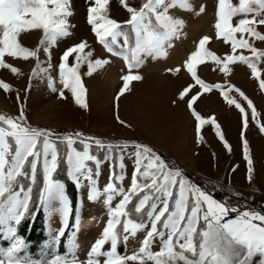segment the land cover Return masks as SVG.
Masks as SVG:
<instances>
[{"label":"snow or ice","instance_id":"obj_1","mask_svg":"<svg viewBox=\"0 0 264 264\" xmlns=\"http://www.w3.org/2000/svg\"><path fill=\"white\" fill-rule=\"evenodd\" d=\"M119 2L130 14L123 24L110 18V0H90L86 18L96 41L111 56L122 59L129 69V74L122 76L124 83L119 95H123L131 81L142 79L140 75L131 74L132 69H138L146 58H166L167 49L173 46V39L178 38L183 29L184 21L170 15V10L179 7L182 11L192 12L194 9L190 0H145L139 9L129 6L126 0ZM204 11L205 6L201 5L195 14L200 15ZM73 15L71 0H0V68L19 75V69L6 63L5 57L25 61L35 58V76L41 70L39 52L43 50L50 56L52 46L72 35L73 25L69 18ZM237 16L241 18L234 26L233 18ZM215 17V35L231 45L232 54L223 58L215 55L206 47L211 37H202L196 51L183 64L199 88L189 97L195 87L189 84L180 91L179 99L186 103L198 122V137L201 125L208 123L223 141L215 119L202 118L194 108L201 93L210 92L213 88L220 90L227 103L235 105L244 116L245 128L247 114L241 104L229 96V92L234 90L232 86L224 90L219 84L209 85L200 79L196 68L211 61L220 72L228 75L232 70L230 65L240 63L260 80L258 63L264 60V51L254 47L245 34L264 42V33L257 30L258 26H264V0H238V4L231 0H217ZM31 30L42 32L35 50L22 46L19 41L21 33ZM87 47V42L81 41L67 48L58 65L62 85L60 97L64 98V89H67L75 103L85 109L86 89L79 71L81 64L87 63L86 74L91 75L109 63L107 59L92 60V52L85 51ZM237 49H245L251 56L236 54ZM73 54L75 63H70L69 58ZM48 67L51 68L50 63ZM168 71L175 75L181 69L177 67ZM49 87L57 91L51 80ZM260 88L264 89V80H260ZM0 89L7 93L11 87L0 81ZM234 91L239 92V89ZM240 95L244 94L240 92ZM248 108L252 109L255 119L256 110L250 100ZM259 128L264 133V126ZM93 146L107 150L103 160L93 154ZM224 146L229 148L226 142ZM124 147L127 145L106 143L96 137H86L81 132L59 137L51 130L32 127L27 123L22 107L16 117L0 114V236L8 242L6 247H0V264H128L129 261L135 264H146L147 261L152 264H264V212L215 199L147 145L132 146L135 149L134 170L127 190L120 183L125 178L122 162L118 165L119 174L115 170L110 172L108 183L101 189L97 179L101 165L109 160L115 162L117 157L114 153ZM247 147L245 141L244 159L248 163L251 182L253 168ZM62 166L67 178L78 188L87 182L90 202L103 197L107 207L106 225L87 250L84 260L78 255L80 246L75 232L65 242L63 253L58 248L72 212L65 184L55 178ZM115 167L113 163V169ZM34 191L38 206H42L49 216L59 213L63 225L57 234L49 233L46 248L38 256L28 252L26 242L17 231L22 221L33 215ZM117 196L122 198L113 207V199ZM76 219L79 220V212ZM141 232L146 234L138 251L131 255L118 251L121 242L126 248L130 237L134 238ZM156 241L159 242V250L152 251Z\"/></svg>","mask_w":264,"mask_h":264},{"label":"rangeland","instance_id":"obj_2","mask_svg":"<svg viewBox=\"0 0 264 264\" xmlns=\"http://www.w3.org/2000/svg\"><path fill=\"white\" fill-rule=\"evenodd\" d=\"M126 2L129 6L139 9L145 0H126ZM231 2L238 4V0ZM190 3L194 9L192 12L182 11L179 7L169 12L174 18L182 19L184 27L178 38L173 39V46L167 49V57L155 60L144 59L138 69L131 71V74L140 75L142 79L131 81L124 94L119 95L124 83L122 76L129 74L127 65L122 59L111 56L96 41L86 18L90 0H71L74 12L69 18L70 24L73 25L72 35L52 46L49 49L50 56L43 50L39 52L41 70L35 76H33V69L37 67L35 58L25 61L5 57V62L18 68L20 74L15 75L9 69L0 68V81L8 83L11 87L7 93L0 89V114L16 117L22 107L30 126L51 130L56 136L63 137L69 132H81L86 137H96L106 143L127 145L115 152L117 155L115 172L117 174L120 172L119 163L122 162L125 166V178L120 182L125 190L131 185L134 170L135 149L132 146L144 144L151 147L170 166L178 167L191 183L206 189L214 198L216 195L222 196L224 201L242 208L263 207L264 133L260 131L259 126H264V89L260 88V80H264V60L258 63L260 80L252 76L251 70L246 65L240 63L230 65L232 70L228 75L220 72L211 61L197 65V75L205 83L219 84L224 90L229 86L234 90L239 89V92L230 91L229 96L241 104L248 119L245 128L244 116L239 109L235 105H229L220 94V90L213 88L210 92L201 93L194 108L202 118L215 119L224 140H220L216 134L217 130L208 123L201 125L198 137L196 130L198 122L191 115L186 103L179 99L180 91L189 84L195 85L191 75L183 68V64L191 53L196 51L199 40L204 36L211 37L206 47L215 55L223 58L232 52L231 45L225 44L215 35L217 0H190ZM201 5L205 6V11L196 15L195 12ZM109 16L123 24L129 19L130 14L119 0H110ZM239 18L241 17L233 18L234 26ZM257 30L264 33V26H258ZM236 35L239 38L240 34ZM41 36L40 30H31L21 33L19 41L22 46L35 50ZM245 38L249 39L254 47L264 51V42L251 39L247 34ZM81 41L87 42L88 47L85 51L92 52V60L97 58L109 60L108 64L91 75L86 74L88 71L86 62L80 66L79 71L86 89V109L75 103L71 92L67 89H64V98L59 95L62 89L58 69L60 58L67 48ZM241 53L251 56L247 50L237 49L236 54ZM74 55L69 58L70 63H75ZM49 63L51 68L48 67ZM177 67L181 71L175 75L168 71ZM50 80L57 91L49 87ZM198 88L199 86L195 85L189 97L195 94ZM240 92L244 95L241 96ZM248 100L256 110L255 119L252 116V109L248 108ZM120 121L125 123L121 124ZM245 141L248 155L252 160L251 182L248 179V163L244 159ZM225 142L229 148H225ZM106 151V149L98 150L94 146L92 149L100 159ZM110 172V162L107 161L101 165L100 175L97 178L101 189L108 183ZM86 183L79 188L73 183L78 190V196L75 216L66 239L67 241L73 232L76 233L80 246L78 255L81 260L86 259L87 250L100 237L108 219L103 197L90 202L87 198ZM121 198L115 197L112 206L114 207ZM134 200L136 201V197ZM43 212L45 233L49 239V233L57 234L63 225L59 213L49 216L44 209ZM77 212H79V220L76 219ZM133 219L137 217L133 216ZM83 221L88 222L87 229L83 228ZM145 234L141 232L134 238L130 237L126 248L122 242L121 254L131 255L138 251ZM0 239L4 240L2 236ZM48 239L41 244L42 249L46 248ZM107 248L106 245L105 250ZM158 250L159 242L156 241L152 251ZM128 264L135 262L129 261ZM146 264L152 262L147 261Z\"/></svg>","mask_w":264,"mask_h":264},{"label":"trees","instance_id":"obj_3","mask_svg":"<svg viewBox=\"0 0 264 264\" xmlns=\"http://www.w3.org/2000/svg\"><path fill=\"white\" fill-rule=\"evenodd\" d=\"M69 133H72V132H69ZM99 156L101 155L99 154ZM103 157H104V154L101 157V159H103ZM109 162H110V169L112 172L113 170H115L113 169V163L115 162H113L112 160H109ZM55 178L59 179L61 182L65 184L66 194L69 197V200L71 203V209H72L71 216L68 221V225L65 229V235L61 237V241L58 246L60 253H62L64 252V244L67 239L68 233L70 232V228H71L70 225L72 224L73 218L75 216L76 199L78 196V190L76 189L74 184L67 178L63 166L55 174ZM134 198H133V203L136 202ZM215 199L219 201H224V198L219 195H216ZM31 207H32L33 215L29 218L24 219L22 223L18 226L17 231H18V235L21 238H23V240L26 242L27 247H28V252L32 254L33 256H38L41 253L40 251L43 248L41 247V244H43L48 239V236L45 233V214L43 212V207L38 206L35 191L33 193V203ZM129 208H131V204L129 205ZM255 209L264 212V206L256 207ZM7 244L8 243L5 240L0 239V247H6ZM121 246H122V242L118 245V251L120 253H122Z\"/></svg>","mask_w":264,"mask_h":264},{"label":"bare ground","instance_id":"obj_4","mask_svg":"<svg viewBox=\"0 0 264 264\" xmlns=\"http://www.w3.org/2000/svg\"><path fill=\"white\" fill-rule=\"evenodd\" d=\"M83 222H84V221H83ZM86 227H87V228L89 227V224H88L87 221H85L84 224H83V228H86ZM87 228H86V229H87Z\"/></svg>","mask_w":264,"mask_h":264}]
</instances>
